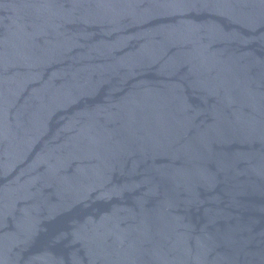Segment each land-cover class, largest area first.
Masks as SVG:
<instances>
[{"label": "water", "instance_id": "1", "mask_svg": "<svg viewBox=\"0 0 264 264\" xmlns=\"http://www.w3.org/2000/svg\"><path fill=\"white\" fill-rule=\"evenodd\" d=\"M0 264H264V0H0Z\"/></svg>", "mask_w": 264, "mask_h": 264}]
</instances>
